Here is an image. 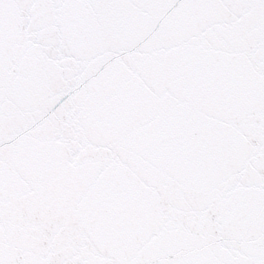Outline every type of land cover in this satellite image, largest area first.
Segmentation results:
<instances>
[{
	"label": "snow or ice",
	"instance_id": "6c2138e0",
	"mask_svg": "<svg viewBox=\"0 0 264 264\" xmlns=\"http://www.w3.org/2000/svg\"><path fill=\"white\" fill-rule=\"evenodd\" d=\"M0 264H264V0H0Z\"/></svg>",
	"mask_w": 264,
	"mask_h": 264
}]
</instances>
